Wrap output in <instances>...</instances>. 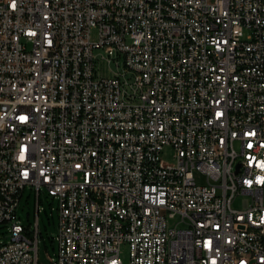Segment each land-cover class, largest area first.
Listing matches in <instances>:
<instances>
[{
    "label": "built area",
    "instance_id": "built-area-1",
    "mask_svg": "<svg viewBox=\"0 0 264 264\" xmlns=\"http://www.w3.org/2000/svg\"><path fill=\"white\" fill-rule=\"evenodd\" d=\"M262 163L264 0H0V264H264Z\"/></svg>",
    "mask_w": 264,
    "mask_h": 264
},
{
    "label": "rangeland",
    "instance_id": "rangeland-1",
    "mask_svg": "<svg viewBox=\"0 0 264 264\" xmlns=\"http://www.w3.org/2000/svg\"><path fill=\"white\" fill-rule=\"evenodd\" d=\"M97 31H93V38L97 39ZM103 69L108 71V65L103 64ZM109 75H105L110 77ZM237 149L239 147L237 146ZM163 158L169 162H173V151L167 148L163 153ZM244 197H238L234 202V207L241 208ZM40 213L37 208V195L35 189L27 186L18 209V216L21 223L29 230L35 228L37 220L40 224L41 238L39 246V261L40 264H52V258L57 253V244L53 240L56 237L59 226V214L57 211V201L43 191L39 203ZM9 239L7 228L0 226V243L6 242ZM121 260L123 264H130V249L128 244H123L121 247Z\"/></svg>",
    "mask_w": 264,
    "mask_h": 264
},
{
    "label": "snow or ice",
    "instance_id": "snow-or-ice-1",
    "mask_svg": "<svg viewBox=\"0 0 264 264\" xmlns=\"http://www.w3.org/2000/svg\"><path fill=\"white\" fill-rule=\"evenodd\" d=\"M261 167H264V163L261 164ZM249 183H251V181H249Z\"/></svg>",
    "mask_w": 264,
    "mask_h": 264
}]
</instances>
